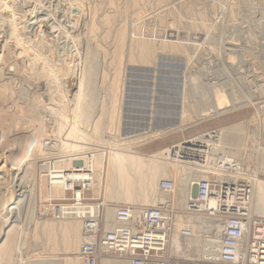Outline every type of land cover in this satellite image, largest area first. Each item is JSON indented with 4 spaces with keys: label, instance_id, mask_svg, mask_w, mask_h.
Listing matches in <instances>:
<instances>
[{
    "label": "rangeland",
    "instance_id": "1",
    "mask_svg": "<svg viewBox=\"0 0 264 264\" xmlns=\"http://www.w3.org/2000/svg\"><path fill=\"white\" fill-rule=\"evenodd\" d=\"M176 1L141 0V3L133 4V6L124 0H119V2L117 0L0 1V73L6 78L5 83L11 90L5 96L10 97L9 99L4 102L0 99V108L6 109L10 107L12 100H16L24 112L20 117L12 115V118L9 119L5 116L2 131L0 130V176H4L0 179V181L2 180L0 182V225L3 223V226H5L18 214L20 206L17 204L9 210V208L13 207V204L10 201H6L8 196H10L9 194H16L13 187H18L21 183L17 189L20 190L19 195L23 198V195L29 194L33 185L32 183L35 182L34 185H37V190L35 191L36 199L34 202L35 206L33 204V215L25 221L26 223L24 222L26 226L23 228L22 235L24 237L22 236L21 239V245L24 243L21 246V250L22 253H25V258L27 257L26 261L50 258L53 256L51 255L52 253L55 256L57 255L55 251L47 250L49 240L45 239V234H43L44 238L40 237L42 234H39L40 236L38 235L37 237L33 235L34 222L32 220L36 219L42 222L66 219L47 218L41 220L37 217V212L42 201L54 197H62L64 191L59 186H53L55 193H50L49 198H41L38 196L40 195L38 189L40 176L37 174V164L34 162L36 178L34 181L30 175L25 174V168L28 162H30L29 160L32 157L38 158L37 152L34 156L32 154L31 156L28 155L29 143L31 141L30 133L42 124L45 129L42 132L44 133L42 137L51 131L57 138L58 143L66 145L68 142H73V138L54 132V127L58 121L59 114L62 113L61 111H65L63 106L68 107L69 111L76 107L79 92H81L80 103L78 104L79 114L81 116L84 115V119H89L92 116L97 118L101 114L99 113L100 110L103 109V121L107 123L109 108L107 85L114 75V65L112 64L116 61V57L114 56L115 31L120 25H125L127 31L120 58V86L118 89V98L120 100L118 99L116 105L119 108V116H117L120 119L118 122H120L124 134L118 132V136L131 135L130 131L147 129L150 125L160 126L165 122H170V119H172L171 121H175L183 111L190 114L192 120L197 116L195 118L196 121L191 122L193 124L190 123L180 130L168 132L166 133L167 135H157L158 137L155 136L151 140L131 146L129 149L135 153L146 156L156 155L158 152L184 140L202 136L207 132L218 130L221 127L236 122L246 121L251 118L254 112L253 104L255 100L264 96V69L257 68V62L262 61L264 64V0H197L202 7L198 5L194 6L197 10L192 9L193 7L190 6L189 2L191 0ZM186 1L189 2L186 3ZM85 2H89L90 4ZM97 2L99 6L95 5V3L98 5ZM111 3L115 8L114 6H110ZM86 4L89 5L90 10L94 8L91 9L92 6H96L95 11H98V13H95V17L94 14H91L94 9L90 11L87 9L88 6ZM105 4L109 5L106 6ZM118 6L120 7L118 8ZM168 6L171 8L170 10ZM155 7L157 8L154 10ZM118 9H121V11ZM171 11H176L177 13L173 14ZM105 13L109 15L115 13L113 16L117 15L116 19H112L110 24H103L100 22V19ZM136 14H140L139 18ZM164 15H166L165 18L167 19L164 18ZM89 16L94 18L92 19ZM173 17L178 21L173 19ZM161 18L164 21H161ZM91 19L96 24L94 31H91L89 28ZM171 19L176 21H172ZM138 21L140 22L138 23ZM164 25L166 26L165 28ZM165 29L171 32H167ZM177 30L180 31L178 32L179 35L176 34ZM161 31L163 32L161 33ZM133 33H135V36ZM155 33H158V35ZM137 34L141 35L137 36ZM146 34L150 38L153 35L151 39L156 47L152 62L149 61L150 63L147 62V64L145 62L131 61L128 56V49L131 44L130 40L132 37H142L143 35V37L148 38ZM159 34L162 35L160 36ZM158 37H161L162 41L165 39L162 42L163 44ZM171 41H173L172 43L177 42L176 44L180 45L179 51H174L175 49L169 50ZM165 43L166 45L168 44L169 49L165 47ZM182 46L184 49H181ZM51 74L53 75L51 76ZM49 77L55 80H51ZM78 86L81 91L78 89ZM213 86H221L219 88L225 89L229 94L231 92L236 93L234 95L236 97L237 94L240 97L243 96L242 98L246 100V104L221 115H211L210 117H205V119L201 118V112L198 113V111L207 109L209 104H211V99L214 97L212 91L215 87ZM46 93H50V96L51 94L52 96L50 97ZM184 103L187 104L185 105ZM51 107H54L53 111ZM57 108L59 112L54 110ZM192 112L194 114H191ZM12 119L17 124L10 129L9 125L12 123L10 121ZM154 131L156 132L157 129H154ZM104 134H106V131ZM101 136L104 138L105 135L102 134ZM244 141L242 138L239 139V143L241 144ZM81 144L84 147L88 146L85 142ZM89 146V148L87 147L89 150L85 148L82 150L83 152L76 153L70 149L62 150L63 148H58V152L54 154L60 156L80 155L81 158L79 160H83L86 167L85 156L99 153L98 146L94 144ZM66 159L68 160L67 166H72V159L70 157ZM179 161L186 163L193 161L190 165L198 167L199 164L200 166L203 165L200 161L198 162V158H195V160L192 158L191 161L179 159ZM181 164L184 165L182 162ZM106 168L107 160L104 163L103 174L100 175L98 168L95 167L94 180L97 182L96 189L95 191L91 189L87 190V193L91 191L93 195L98 196L102 200L105 199ZM258 177L264 180L263 173H259ZM12 178H14L15 182H12ZM162 178H171L174 181V191L167 195V197L171 198L175 206L181 209L177 214H188L189 212L184 211L185 208L177 202L179 176L174 173ZM160 193L165 194L163 192ZM190 194L195 197L193 185L190 187ZM252 195V200H254L256 197L255 189ZM110 202L121 203L115 200H111ZM4 204L10 205L8 207L4 206ZM139 204L136 203L134 205ZM191 214L204 216L199 213ZM172 229L170 235L172 234ZM171 236L173 237V235ZM202 239L203 236L201 237V235L183 238V246L175 253L169 251V243L167 255L172 258L173 263L204 262L205 259H201ZM57 253H60L58 257H61L64 252ZM72 255L79 256L78 252H74Z\"/></svg>",
    "mask_w": 264,
    "mask_h": 264
},
{
    "label": "bare ground",
    "instance_id": "2",
    "mask_svg": "<svg viewBox=\"0 0 264 264\" xmlns=\"http://www.w3.org/2000/svg\"><path fill=\"white\" fill-rule=\"evenodd\" d=\"M83 1H87V0H83ZM96 1H98V0H96ZM117 1L119 2V0H117ZM124 1L130 3L132 6H133V4L141 3L140 2L141 0H129L130 2L127 0H124ZM182 1H181V3H182ZM89 2L88 3L85 2V3L90 4ZM100 2L102 3V1H100ZM172 2H174V1H172ZM176 2H178V0ZM187 2H189V1H186V3ZM201 2H203V1H201ZM189 3H190V6L193 7L192 9H195L194 6L195 7L197 5L200 6L197 0H191ZM93 4H94V1H93ZM155 4L157 5V3H155ZM95 5L99 6V3H98V5L95 3ZM95 5L91 7V9L94 7L93 8L94 10L92 9L93 12L91 13V14H94V17H95V13H98V11H95V7H96ZM108 5L109 4H107L106 6H108ZM172 5H174V4H172ZM87 6H88L87 9H89V5H87ZM110 6L113 7L114 5H112V3H111ZM119 7L120 6H118V8ZM100 8H102V7H100ZM114 8H115V6H114ZM156 8L157 7H155L154 10ZM168 8H169V6H168ZM170 9L171 8H169V10ZM189 9H190V7H189ZM92 10H90V11H92ZM118 10L121 11V9H118ZM195 10H197V9H195ZM164 11H162V13H164ZM187 11H189V10H187ZM190 11H191V9H190ZM194 11H193V13H194ZM142 12H140V14H142ZM175 12L171 11V13H173V14ZM198 12H201V11H198ZM165 13H166V11H165ZM217 13H218V11H217ZM111 14L115 15V13H111ZM173 14H170V15H173ZM113 15H109V14L105 13V15L101 16L100 22H102L103 24H110L112 22V19H114V18L116 19V16H117L116 15L114 17ZM139 15H137L138 18H139ZM166 15H164V18ZM168 15H169V13H168ZM92 16H89V17L91 18ZM143 16H142V19H143ZM183 16H184V14H183ZM186 16H188V15H186ZM199 16H200V14H199ZM94 17H92V19ZM161 17H163V16H161ZM168 17H170V16H168ZM193 17H195V16H193ZM165 19H167V18H165ZM173 19H176V18L173 17ZM162 20H163V18H161V21ZM176 20H172V21H176ZM172 21H171V23H173ZM139 22L140 21H138V23ZM138 23H136V24H138ZM158 23H160V22H158ZM174 23H176V22H174ZM168 24H170V23H168ZM155 25H157V24H155ZM176 25H177V23H176ZM176 25H174V26H176ZM138 26H139V24H138ZM165 27L166 26L164 25V28ZM89 28L91 31H94L96 29L95 21H93V20L90 21ZM164 28H163V30H164ZM171 28H173V27L171 26ZM167 29H165V30H167ZM136 30H137V28H136ZM147 30H149V29H147ZM173 30L176 31V29H174V28H173ZM126 31L127 30H126L125 25H120L115 31V47H114L115 52H114V56L116 57V59H115L116 61L113 62V64H112V65H114V73H113L114 75L112 76V78L110 79L111 81L107 85V93L109 96V99H108L109 100L108 118L106 120L107 123H104L105 121H103V117H102L103 113H104L103 109L100 110L99 113H101V114L99 116L97 115L98 116L97 118H94L92 116L89 119H84V117H83L84 115L81 116L79 114V105L78 104L80 103L79 98L81 96V94H80L81 92H79V95H78L79 98L76 101L77 105L74 109L69 111L68 107H65L62 105L63 108L65 109V111L64 110L61 111L62 112V113L60 112L61 114L58 113L59 112L58 108L54 109V110L58 111V112H56V111H54V112L59 114V116L56 114L59 118H58L57 123L55 124L54 132H56L57 134L62 135V136L64 135V136L73 138V142L70 141L71 143L68 142L66 145L58 143L56 145V148H55V153L58 152V148H60V149L63 148L62 150H64V149L69 150L70 149L71 151H73V152L75 151V153H76V152H83L82 150L85 148L87 149V147L89 145L94 144L95 146H98L99 147L98 148V150H99L98 154H96V155L90 154L88 156H85L86 168L82 169L83 171L80 172V176L85 177V178H87V180H89L87 189H91V190L95 191L96 186H97V182H96V180H94V175H95L94 173L96 171L95 167L98 168L100 175L103 174L104 163L107 160V168H106L107 170L105 173V177H106L105 178V199L103 200L104 202H107V203H109L111 200L112 201L115 200V201L121 202V203H123V202L124 203H132V204L140 203L139 205H153V204L157 203L158 200L168 198L166 194L160 193L161 191L158 189V181L164 176L176 173L179 176L178 192H177L178 193V195H177L178 201L177 202L179 205H182V207L187 208L188 204L190 203V200H192L194 198L193 195L190 194V187H191V185H193L195 180H197L200 177H204V176H207V177H210L211 175L216 176L215 174H218V172L213 166L210 165V163L203 164L201 162V164H203V165L200 166V164H199V167H198V166L190 165L193 161L191 163L179 161V159L191 161L192 158H194V160H195V157H188L187 155H184V153H183V150L188 149V148H193V146L188 147L187 145H184V144H186V143L188 145L197 144V146L205 145V144H212L213 146H216L218 149H221L222 151H224L227 154V156L232 157L235 161H237L239 163L240 166H242L245 169V172H246L248 178L250 179V181L252 183V188H253L252 192L254 189L256 191L255 199L251 200V203H253V204H251V210L256 215L264 216V180L262 178L260 179L258 177L259 173L264 174V149L261 148L260 143H259L261 120L257 116V114L255 113V111L253 112L251 118H249L246 121L244 120L241 122H236L234 124L221 127L218 130L207 132L204 135L201 134L202 136H197V137H194V138H191L188 140H184L183 142L177 143L168 149H165V150L158 152L157 154L155 153L156 155H153V154L150 156L142 155V154L135 153V152L131 151V149H129V148L133 145H139L146 140H151L152 138H154L157 135L158 136L167 135L166 133H168V132L180 130V129L184 128L185 126L189 125L192 121H194V120L196 121L195 118L197 116L196 117L194 116L195 118H193L194 120H192V116L183 111V112H181L180 116L175 121H171L172 119H170V122L169 121L167 123L165 122V123L161 124L160 126H153V125L151 126L150 125V127L148 126L147 129L145 128V129L130 131L132 134L128 132L131 135L121 136V137L118 136V132L120 134H124V131L121 128V124H120V122H118L120 119V118H118V116H119L118 115L119 114L118 109L119 108H117L116 105H117V102L119 99L118 98V93H119L118 89L120 86V81H119L120 75L119 74H120V70H121L120 58H121L123 48H124ZM138 31H140V30H138ZM169 31L167 30V32H169ZM133 32H134V30H133ZM143 32H144V30H143ZM146 32H148V31H146ZM162 32L163 31H161V33ZM178 32H180V31L177 30L176 34H178ZM136 33H139V32H136ZM141 33H142V31H141ZM158 33H160V32H158ZM158 33H155V34L158 35ZM134 34L135 33H133V35ZM148 34H146V35H148ZM139 35H141V34H139ZM139 35L137 34V36H139ZM166 35H165V37H166ZM169 35H170V33H169ZM171 35H172V33H171ZM174 35H175V33H174ZM143 36L142 37L141 36L136 37V38L132 37V39L130 38L131 44H130L129 49H128V51H129L128 56H129V59L131 61H135V62L139 61L140 63H144V62L147 63L149 61L152 62L151 60L155 56V50H156L155 48L156 47L153 44L152 39H151L153 35L151 36V38L149 35H148V38L147 37L145 38ZM163 36H164V34H163ZM175 37H176V35H175ZM158 38H159V40L161 39V37H158ZM175 39H174V41H175ZM180 39H181V36H180ZM171 40H172V38H171ZM163 41L161 39V43ZM166 41H168V40H166ZM178 41H180V40H178ZM172 42L173 41H171V43L169 44L170 49L167 46L168 44L166 45V43H168V42L165 43V47H168L169 50L175 49L174 51H176V50L179 51L178 48L180 49V45H177L176 44L177 42L176 43L175 42L172 43ZM48 44H49V42H48ZM163 47H164V45H163ZM182 48H183V46L181 47V49ZM51 63H50V65H51ZM257 63H258L257 68L259 67V68L264 69V64L262 61L257 62ZM53 66H55V65H53ZM43 68H45V67H43ZM50 68H52V67H50ZM48 74H50V73H48ZM53 74H51V76ZM50 79L52 80L54 78H50ZM5 82H6V78L3 75H1V73H0V99H2L3 102L10 98V97L8 98L5 96H7V94H9V92L11 91ZM7 82H8V80H7ZM50 86H51V84H50ZM213 87H215L212 91L214 94V95L213 94L212 95L214 97L211 99L212 100V102H210L211 104H209L207 109L198 111V113L201 112L200 113L201 118L205 119V117H207V116L210 117L211 115H221V114H223L229 110L241 107L242 105L246 104V100L242 98L243 96L240 97L237 94V97H236V96H234L236 93H232V92L229 94L226 92L225 89L219 88L221 86H219V87L213 86ZM78 89H80L79 86H78ZM80 91H81V89H80ZM57 93L59 94V92H57ZM77 93H78V91H77ZM47 95L50 96V93H48ZM61 95L63 96V94H61ZM184 95H185V93H184ZM51 96H52V94H51ZM64 97H66V96L64 95ZM119 97H120V95H119ZM65 99L68 100L67 98H65ZM49 100H51V99L49 98ZM251 100H253V99L251 98ZM11 103L12 104L10 105V107H7L6 109L0 108V130L2 129V126L4 125L3 119L5 116H7L10 119V118H12L11 117L12 115L20 117L24 114L21 105L16 100H12ZM184 104L186 105L187 103H184ZM73 105H74V103H73ZM205 106H207V105H205ZM47 108H50V107H47ZM53 108L51 107L52 111H53ZM192 108H193V106H192ZM51 109H50V111H51ZM184 110H186V109H184ZM188 111H189V109H188ZM194 111H195V109H194ZM196 112H195V114L197 115ZM191 114H194V112H192ZM10 121H12V123L9 125V128L11 129V128H13V126H16L17 122H14L15 121L14 119H12ZM18 121H19V119H18ZM191 124H193V123H191ZM38 127L39 128L36 127V129L34 130V137L37 139L38 147L32 151H30V148H29L28 149V151H29L28 155L29 156H31V154L34 156L36 154V152H37L38 156H40V154H43V149L40 148V140H41L40 138H42V135L44 134L42 132H44L45 129L43 128L42 124H41V126H38ZM9 128H8V130H10ZM14 129H15V127H14ZM154 129H157V131L155 132ZM105 131H106V134H104ZM9 132H11V131H9ZM154 133H155V135H154ZM102 134L105 135L104 138H103V136H101ZM240 138H242L243 141H244V138H246L242 144L239 143ZM82 142H83V144H84V142L87 143L88 146L84 147L81 144ZM197 148H199V147H197ZM87 150H89V149H87ZM176 150L178 151V153L174 152ZM213 157L214 156L212 154L211 157H207V158L211 161L213 159ZM80 158H77V159H80ZM33 159H35V158L32 157L31 161L28 162V164L26 165L27 167L25 166L26 167L25 168V174L30 175V177H32V180L34 181V179H36V178H35V169H34V162L35 161H33ZM179 162L184 163V165L183 164L180 165ZM198 162H199V160H198ZM59 163H61V162H59ZM62 163H64V167H69V166H67V164H68L67 159H65ZM94 164H95V167H94ZM22 173H24V172H22ZM3 177L0 176V179ZM12 179H13L12 182H15L14 178H12ZM20 179H22V178H20ZM32 184L33 185H32V188L30 187L31 189L29 191V194L23 195V198L20 197L21 195H19V193H16L15 195H13V193H11V194H9L10 196H8V198L6 200V201L12 202L11 204H13V207L9 208V210L14 208V206H16L17 204L20 206V208H19V211L17 212L18 214H16L15 218L13 217L9 221L8 224L3 226V223H1L2 226L0 225L1 226V228H0V264H83V261H82L80 256L72 255L74 252H78L79 247H80L82 240H83L82 239V221L76 217H66V219L60 220V221H42V222H39L36 219L32 218L33 219L32 221L34 222V228L32 229L33 235L37 237L39 234H42L41 236L40 235L39 236L41 238H44L43 234H45V237H46L45 239L49 240L48 241L49 242L48 249L47 248L46 249L49 251H53V252L55 251L57 255L55 256L54 253H52L51 255H53V256L50 258L33 259L30 261H26L27 257L25 258V256H24L25 253H22V250H21V246L24 245V243L21 245V239L23 236L22 233L24 231L23 228H25V226H26L25 221H27V219L29 217H32L31 215H33L32 210H33V204H34L35 199H36V192L35 191L37 190V185H34L35 182H33ZM5 185H6V183H5ZM18 185H19V183H18ZM20 185H21V183H20ZM30 186H31V184H30ZM38 189H39V194H40L38 196H40L41 198H49L50 193L51 194L53 193V186L48 185V182L46 181V179L43 176L40 177V184H39ZM17 196H19V197H17ZM252 197H253V195H252ZM9 205L10 204H4V206H8V207H9ZM34 206H35V204H34ZM112 217H113V208L109 207L106 210V227L107 228L110 227V224H111L110 222H111ZM172 228L173 229H172L171 235H173V237L170 235V233H169L170 237H168V244L170 243L169 251H172L171 253L177 252V250H179V248H181L183 246V242H184L183 238H185V237L181 234V229L188 228L192 231V236H194V237L196 235H201V237L203 236V239H202L203 240V244H202L203 248L201 247L202 248L201 259H205V261H211V260L216 259L217 253H218V248H219L218 236H219V233L221 231V224L220 223H218V222L216 223L212 218H207V217L198 216V215H192L191 213L176 214ZM22 242H24V241H22ZM61 251H63L64 253L61 257H58V254H60V253H57V252H61ZM101 258L100 259L102 261V264H110L108 259L103 258V257H101Z\"/></svg>",
    "mask_w": 264,
    "mask_h": 264
},
{
    "label": "built area",
    "instance_id": "3",
    "mask_svg": "<svg viewBox=\"0 0 264 264\" xmlns=\"http://www.w3.org/2000/svg\"><path fill=\"white\" fill-rule=\"evenodd\" d=\"M253 109L261 120L259 143L264 149V96L255 100ZM40 139L43 154L35 159L37 174L48 185L61 187L64 195L42 201L37 217L41 220L76 217L82 221L83 240L78 255L83 264H98L101 257L124 259L129 264H183L173 263L167 255L169 233L175 215L181 210L171 198L153 205L104 202L91 191L87 193L89 180L80 176L86 168L84 161L77 159L80 155L53 154L58 140L51 131ZM30 140L32 151L38 147L34 131ZM184 145L193 146L183 150L184 155L198 158L203 164L210 163L218 172L216 176L200 177L194 182L195 197L184 211L202 214L221 224L216 259L186 264H264V216L251 211L253 188L245 169L212 144ZM212 154L210 161L207 157ZM69 157L73 165L64 167L62 162ZM174 187L171 178L158 181V189L166 195L173 193ZM13 189L20 193L17 187ZM109 207L113 208V217L107 228ZM181 234L190 237L192 231L183 228Z\"/></svg>",
    "mask_w": 264,
    "mask_h": 264
},
{
    "label": "crops",
    "instance_id": "4",
    "mask_svg": "<svg viewBox=\"0 0 264 264\" xmlns=\"http://www.w3.org/2000/svg\"><path fill=\"white\" fill-rule=\"evenodd\" d=\"M53 192H54V189H53ZM103 258H106V257H103ZM101 259L99 260L98 264H102ZM106 259H108L110 264H129L128 261L124 260V259H112V258H109V257H107Z\"/></svg>",
    "mask_w": 264,
    "mask_h": 264
}]
</instances>
